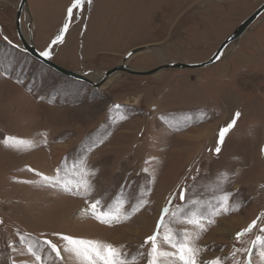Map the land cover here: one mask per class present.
<instances>
[{
	"label": "rangeland",
	"instance_id": "1",
	"mask_svg": "<svg viewBox=\"0 0 264 264\" xmlns=\"http://www.w3.org/2000/svg\"><path fill=\"white\" fill-rule=\"evenodd\" d=\"M19 1L0 0V25L14 44H19ZM69 2L28 0L40 51L61 26ZM263 3L95 0L91 15L77 19L52 60L78 72H104L120 64L129 51L150 46L131 58L132 67L151 70L168 60L205 61ZM153 49H161V56ZM0 60L12 73L8 78L0 74V139L11 135L37 145L27 150L0 146V264H36L27 244L45 239L59 243L54 233L111 243L125 256L136 257L138 264H146L139 253L148 249L140 246L155 231L170 197H177L172 210L206 218L225 192L243 206L216 217L196 245L202 259L246 264L244 249L251 247L256 230L240 242L234 234L264 212V159L259 156L264 144V14L226 50L221 62L209 68L169 69L153 77L119 74L100 89L60 75L2 39ZM236 110L243 115L222 157L209 160L207 149L214 145L217 129ZM237 155L239 160L234 159ZM81 156L101 169L89 199H102L105 210L114 211L121 192L135 204L137 194L148 189L147 205L131 220L112 227L85 216L86 200L61 190L63 184L74 185L79 179L73 164ZM30 167L35 171L29 172ZM57 168L61 187H47L35 174L54 176ZM221 173L228 179L221 182ZM181 189L184 201L178 199ZM130 206L126 203L124 210ZM171 226L195 231L183 223ZM44 247L43 264H60ZM252 260L259 264L256 249Z\"/></svg>",
	"mask_w": 264,
	"mask_h": 264
},
{
	"label": "snow or ice",
	"instance_id": "2",
	"mask_svg": "<svg viewBox=\"0 0 264 264\" xmlns=\"http://www.w3.org/2000/svg\"><path fill=\"white\" fill-rule=\"evenodd\" d=\"M94 8L95 0H70L69 4L65 6L61 26L57 29L47 46L39 52V57L45 61H51L55 48L66 43V36L70 34V29L75 25L77 19L79 18L83 21L85 15L90 16ZM77 14H79V17ZM0 39L5 41L10 48L24 51L18 43L14 44L2 32H0ZM216 59H220V54H217ZM0 68L3 69L0 74L6 78L12 75L9 66L4 65L2 60H0ZM16 82L23 83L19 77H16ZM28 90L31 91V89ZM115 107L119 108L120 106L116 105ZM242 115L240 110H236L228 122L217 129L215 143L207 149L209 160H219L222 157L227 141L234 134V130L238 127V121ZM249 135L251 136V133ZM44 136V143L46 144V134ZM0 146L11 150H27L37 147L31 140L11 135L0 139ZM98 146V144L95 145V147ZM91 150H93V146H90L89 151ZM259 156L264 159V144L259 147ZM234 159L239 160L240 157L237 155ZM27 170L29 172L35 171L31 167ZM60 171L61 169L57 168L54 176L43 175L40 172L35 174L42 178L44 185L47 187L57 188L62 185ZM73 171L79 176V179L74 185L63 184L61 190L85 199L87 206L83 209V214L90 216L102 225L112 227L116 224L127 222L148 203L147 199H145L151 194L148 189H144L142 195L137 194L135 204H132L125 193L121 192L120 198L116 201L115 210H105L102 199H89L96 190L94 181L97 179L101 169L98 166L90 165L89 160L85 156H81L73 164ZM143 171L147 172L148 169L145 168ZM197 172H199V169H197ZM227 179V175L221 173L220 181L223 182ZM24 183H27V181H24ZM217 187H219V184ZM260 187L264 188V184H261ZM175 199L177 197H170L168 204L161 209V216L157 221L155 231L147 236L140 246L141 249L147 247L148 250L146 253L140 252L139 255L146 260V264H223V260L220 257L202 259L201 249L196 245V241L216 223V217L239 211L243 206L242 202L234 201L232 194L225 192L214 206L212 213L204 218L195 214L185 213L181 208L172 210L171 205ZM178 199L180 201L186 199V193L183 189H181ZM126 203L131 206L125 211ZM192 203L196 204L198 202L193 201ZM168 217L170 219L166 221ZM174 222L193 226L194 234H190L187 230L179 231L174 229L171 226ZM0 223H3V221H0ZM254 230H256L257 234L251 241V247L244 249L247 254L246 264H254L252 260L253 249L257 250L259 264H264V212H261L251 223L237 231L234 234V240L240 242L243 237L252 234ZM54 235L59 243L45 239L42 243L32 242L27 244L26 251L35 258L36 264H43V254H46L44 246H46L48 253L55 254V260L59 261L60 264H70L73 259L78 261V264H138L136 257L125 256L120 249L111 243L78 238L63 233H54ZM162 245H167L171 250H164ZM238 251L239 249L233 251L232 256L235 257ZM13 264H15V261H13ZM234 264H240V262L234 261Z\"/></svg>",
	"mask_w": 264,
	"mask_h": 264
},
{
	"label": "water",
	"instance_id": "3",
	"mask_svg": "<svg viewBox=\"0 0 264 264\" xmlns=\"http://www.w3.org/2000/svg\"><path fill=\"white\" fill-rule=\"evenodd\" d=\"M25 10L27 12H29L30 10L28 0H20L18 8H17L16 26H17V37L19 40V45H20V48L24 50L21 52L29 55L33 59L39 61L40 63L44 64L45 66L54 70L60 75L74 79L76 81L83 82L87 85H90L91 87L95 89H100V87L103 84H106L110 78L120 73L129 74V75H133L137 77H153L159 74L160 72H163L169 69L199 70V69L209 68L221 62L226 57V50L231 45L239 43L240 39L252 29L254 23L260 18V16L264 14V3L260 7H258V9L252 15H250L245 21H243L233 31V33L229 35L226 38V40L221 43L217 51L209 59L205 61L180 62V61H172V60L169 61L168 60L166 62H162L159 66L151 70H142V69L132 67L129 63V60L133 56H136L137 54L143 51H146L150 47V46H144V47H138V48H135L129 51L125 55V57L123 58L120 64L104 72H98V71H93V70L88 71V72H78V71L66 68L64 66H61L52 60L45 61L43 60V58L39 57L40 50L36 47L35 41H34V29H33L34 20L32 19V17H30L29 21H27L28 19L25 17L26 27L28 28V35H25L24 33L22 19L24 18L23 13ZM0 32H2L3 35H6L1 25H0ZM217 54H220L219 60L216 59ZM91 75L98 76L100 79L98 81H94L90 77Z\"/></svg>",
	"mask_w": 264,
	"mask_h": 264
},
{
	"label": "bare ground",
	"instance_id": "4",
	"mask_svg": "<svg viewBox=\"0 0 264 264\" xmlns=\"http://www.w3.org/2000/svg\"><path fill=\"white\" fill-rule=\"evenodd\" d=\"M30 8V7H29ZM23 16H24V18L26 17L27 19H29L30 17H31V13H30V10H29V12H27L26 10L24 11V13H23ZM261 17V16H260ZM24 19H22V25H23V21ZM28 21V20H27ZM23 29H24V26H23ZM153 51H154V53L156 54V56H161V49L159 50V49H153ZM134 57V56H133ZM132 57V58H133ZM131 60V59H130ZM129 60V61H130ZM120 74H124V73H120ZM117 75H119V74H116L115 76H117ZM94 81H98L100 78L98 77V76H93V75H91L90 76ZM114 77V76H113ZM111 79V78H110ZM113 80V79H112ZM109 81V80H108ZM202 138V137H201ZM41 166V168L43 167L42 165H40Z\"/></svg>",
	"mask_w": 264,
	"mask_h": 264
},
{
	"label": "flooded vegetation",
	"instance_id": "5",
	"mask_svg": "<svg viewBox=\"0 0 264 264\" xmlns=\"http://www.w3.org/2000/svg\"><path fill=\"white\" fill-rule=\"evenodd\" d=\"M20 51V50H19ZM53 61V60H52ZM39 62V61H38ZM42 64V63H41ZM44 65V64H43ZM54 71V70H53Z\"/></svg>",
	"mask_w": 264,
	"mask_h": 264
}]
</instances>
